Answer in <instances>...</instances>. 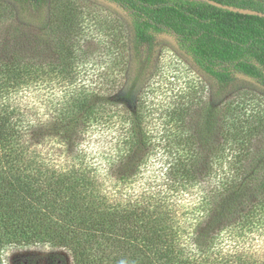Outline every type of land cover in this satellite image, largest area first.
<instances>
[{"label":"trees","instance_id":"1","mask_svg":"<svg viewBox=\"0 0 264 264\" xmlns=\"http://www.w3.org/2000/svg\"><path fill=\"white\" fill-rule=\"evenodd\" d=\"M12 1H0V264L32 245L56 249L47 264H264V17L109 0L131 21L124 56L121 33L94 29L107 22L79 0ZM162 33L213 79L206 101L142 88ZM96 35L108 47L92 59ZM98 131L110 145L95 153Z\"/></svg>","mask_w":264,"mask_h":264},{"label":"rangeland","instance_id":"2","mask_svg":"<svg viewBox=\"0 0 264 264\" xmlns=\"http://www.w3.org/2000/svg\"><path fill=\"white\" fill-rule=\"evenodd\" d=\"M0 1L13 3L12 0ZM79 1L90 7L91 11L89 12L100 14V20L107 22L105 28L101 25H93L94 29L97 28V30L107 34L112 33L113 39H115L113 35L121 33V40L119 41L116 38L112 42V52L116 51L119 45L122 46L123 55L125 56L127 49L130 47L127 40L129 41V36H131V21L126 12L109 0ZM84 43L86 47L89 46L95 51L96 54H93L92 59L96 55H103L102 53L108 47L103 38L97 35L95 39H89ZM97 61H101L100 56L97 57ZM128 68L129 73L132 75L135 70L133 60L130 61ZM213 84V79L196 64L190 55L179 47L173 35L162 33L156 36V48L150 67L143 79L142 88H147L149 92H154L159 98H164L170 95H178L192 87V91L206 101L212 94ZM258 87L260 90L263 89L259 85ZM91 141V147L94 148L95 153L110 145V137L102 131L96 132L91 137ZM55 250L45 245L12 246L7 247L3 255L7 264H19L21 259L29 256L36 257L35 264H47V255Z\"/></svg>","mask_w":264,"mask_h":264},{"label":"water","instance_id":"3","mask_svg":"<svg viewBox=\"0 0 264 264\" xmlns=\"http://www.w3.org/2000/svg\"><path fill=\"white\" fill-rule=\"evenodd\" d=\"M209 2L211 4H213V5H216L217 7H220V8L228 9V10L235 11V12H240V13H245V14H252V15H258V16L264 17V12L256 10V9L242 8V7H235V6H231V5H225V4L217 2L215 0H209Z\"/></svg>","mask_w":264,"mask_h":264}]
</instances>
